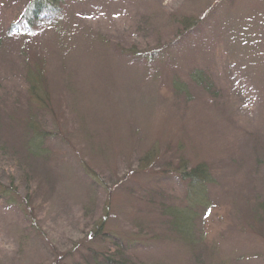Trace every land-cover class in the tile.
<instances>
[{"label":"rangeland","instance_id":"obj_1","mask_svg":"<svg viewBox=\"0 0 264 264\" xmlns=\"http://www.w3.org/2000/svg\"><path fill=\"white\" fill-rule=\"evenodd\" d=\"M60 7L0 0V264H264V0Z\"/></svg>","mask_w":264,"mask_h":264},{"label":"trees","instance_id":"obj_2","mask_svg":"<svg viewBox=\"0 0 264 264\" xmlns=\"http://www.w3.org/2000/svg\"><path fill=\"white\" fill-rule=\"evenodd\" d=\"M64 0H26L27 9L22 13L21 21L17 24H14L13 26H10L9 33H12L13 35L18 36L19 31L28 33L29 30H31L34 25L39 22L41 19H44L46 17H50L56 14H59L60 6ZM184 28H187L186 26L189 25V27L194 26L193 22L191 21L189 24L187 22L182 23ZM23 27V29L20 30V27ZM189 29V28H188ZM35 88V87H33ZM36 89V88H35ZM35 92V91H33ZM181 176L183 180L187 182L188 188L190 190H193L194 197L195 192H200L201 188L203 187L204 183H206L209 180V173L207 168L205 166L198 165L196 167H193L190 170H184L183 173H181ZM4 194L3 191H0V196ZM199 195V194H198ZM199 197V196H198ZM198 197H196L198 199ZM172 221L170 222L171 230L178 236L179 239L186 241L190 238V226H189V215L187 213H178V212H172L171 215ZM102 226L98 228V231L95 233V237L93 239H98L100 242L106 241L109 237L108 234L101 232ZM95 254V253H94ZM96 256H92L95 264H128L124 260L117 258V255L112 254H95ZM120 255H122L120 253ZM97 258V259H94Z\"/></svg>","mask_w":264,"mask_h":264}]
</instances>
